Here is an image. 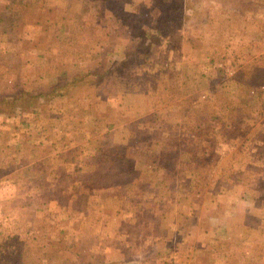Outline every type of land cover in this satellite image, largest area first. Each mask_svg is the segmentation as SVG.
Here are the masks:
<instances>
[{"label": "rangeland", "instance_id": "374dc122", "mask_svg": "<svg viewBox=\"0 0 264 264\" xmlns=\"http://www.w3.org/2000/svg\"><path fill=\"white\" fill-rule=\"evenodd\" d=\"M134 1L44 0L46 10L41 7L29 10L15 9L18 12L25 11L13 27L16 32H20L25 29L24 20L35 24L33 19L39 17L47 20L52 26V13L58 5H62L65 9L64 19L67 21L65 35L67 38L71 37L69 43L68 40H63L65 41L62 47L63 53L78 61L85 57L77 56L83 52L80 50L82 47L86 46L94 50V45L98 44L101 31L95 29L97 20L110 24L111 29L115 30L112 33L116 40L123 36L125 39L128 38L129 44L126 50L128 58L121 65L113 62L100 65L98 72L111 69L119 74H128L133 81L131 85L140 81L138 85L142 89L149 90L145 97L148 106L154 104V108L157 107L159 110L147 114L143 119L145 122H152L154 126L146 127L145 123L143 126L142 120L129 117L127 128H124L121 134L119 130L106 128L108 121L119 120L118 116L112 115V111L106 110L105 103L108 100L97 99L98 104L101 105L99 107H102L98 111L97 105L95 109V105L89 104L92 116H88L87 126L90 127V132L101 140V142L96 141L98 148L100 145L106 147L102 140L104 142L106 140L107 143V139L112 137L120 138L121 135L123 139L126 137L129 143L124 144L121 151H113L112 144L110 150L115 153L127 152V167L133 171L129 170L128 173L109 179L105 183L102 179H98L99 181L95 179V174L98 173L95 171L85 177L90 185L86 191H22L14 200H3L0 208L11 219L0 225V264H78L75 262L80 248L78 236L83 229L90 230L92 227L95 228L93 232L103 233V226L97 227V217L104 215L105 206L112 210L113 214L116 212L120 215L116 198L124 197L129 204L139 202L142 198L147 201L145 204L149 205L148 202L152 200L150 191L154 187L160 191L156 196L158 201L165 203L180 199L187 200L188 195L194 194L197 190L205 191L209 199L216 201L223 197L228 188L229 190L237 188V195L234 198L241 200V211L246 210L250 205L247 201H250L254 208L255 204L256 207L260 204V209L249 213V218L250 215L254 216L256 213L258 215L260 210L264 212L261 208L262 205L264 207L262 192L261 199H257L264 185V20L262 15L264 0H239L238 6H232L231 0H193L188 8V12L191 13L190 19L176 27H171L169 24L161 25L160 18L166 15V8L169 5L171 7L177 5L181 0ZM124 3L127 4L125 11L128 8L137 9L142 13L143 20L125 15L126 12H122ZM107 7L112 8L115 13H121L117 16L119 19L109 16V11L104 15L96 12L97 9L103 10ZM117 23L126 27L115 28L114 24ZM128 25L132 26L130 27L132 32L138 34L137 39L131 38ZM150 25H154L157 29H151ZM160 25L166 35H162L157 43L135 47L136 42H141L148 31L151 35H156ZM16 26L18 29L15 28ZM77 26L80 28H76ZM65 35H61L63 39ZM148 37L147 42H150L151 38ZM132 42L135 44L132 45ZM67 43L71 45L69 49H66ZM86 56L90 60L88 65L90 69L99 65L94 63L96 60H91L100 58L96 52L92 51ZM49 62V71L52 72L51 67L55 66L51 65L52 61ZM63 63L58 65L60 72H65L61 77H72L82 66ZM155 89L158 91H153ZM72 91L71 89L70 93ZM138 99L136 96L129 97L128 104L130 102L136 104L139 102ZM76 100V97H69L65 108H70L69 111H74L81 117L82 114L79 115L73 108H86V104ZM143 103L146 104L145 101ZM13 109L0 111V124H2L0 138L5 143L14 137L12 129L3 125L12 123V115L16 114L19 108ZM210 111L224 117L218 122L220 129L215 134L213 131L210 134L208 129L198 126L201 120H206L204 117L206 115L202 113ZM237 119H242L245 126L232 127V120ZM254 123L255 125L258 123L260 128L256 130L250 128ZM201 135L202 140L199 139ZM152 137L156 138L154 145L143 144L145 138L151 140ZM77 140L80 141V136ZM222 142L224 145L220 144ZM138 145L141 147L139 148ZM13 147L15 146L10 144V148ZM21 150L23 149L20 148L19 151ZM81 150L80 145L72 144L66 154L73 158L83 152ZM149 150L154 153L155 158L156 154L162 152L172 159L178 158L179 161L181 160L180 169L186 167L187 170L185 172L180 170L179 173L174 170L167 177L166 170L178 166L155 163L154 158L152 160L148 155ZM0 163L1 170L6 173L12 172L13 178L23 182L27 180L29 185L38 187L39 178H29L31 168L27 160L5 159L0 160ZM50 164L44 165V168L48 170L53 167ZM65 164L61 165L60 170L62 183L65 184L64 189L70 186L76 177L67 173L66 170L72 167H66ZM153 167V173L151 169V174L144 172ZM32 168L37 170L38 165ZM76 178L80 185L83 176ZM41 183L44 184L42 181ZM102 183H108L106 187L126 186V188L110 193L112 200H109V193L104 192L105 187L101 186ZM230 194L232 193L229 191L228 195ZM192 202L194 203L193 199ZM179 206L176 201L170 214H175ZM192 206L194 207L195 204ZM166 210L164 209L165 215ZM90 218L92 219L88 221ZM111 228L113 230L114 227ZM103 253L104 249L98 254L102 257ZM2 255H5L6 259H1ZM84 257L86 258L82 256Z\"/></svg>", "mask_w": 264, "mask_h": 264}, {"label": "crops", "instance_id": "0c3cea01", "mask_svg": "<svg viewBox=\"0 0 264 264\" xmlns=\"http://www.w3.org/2000/svg\"><path fill=\"white\" fill-rule=\"evenodd\" d=\"M0 1H2L0 2V89L3 88L1 91L5 93L17 96L24 92L29 98L38 93H47L53 83L65 73L64 71L61 73L59 70L60 66L58 65L61 62L72 65L80 64L82 66L80 69L78 68L79 71L83 70L82 68H86L84 70L88 71L90 60L86 55L92 51L100 57L91 59L96 60L94 63L99 66L116 61L123 63L127 61L128 38L125 39L123 36L116 40L112 33L115 30L111 29L110 24L107 25L97 20L95 29L101 31L98 44L94 45V50L86 46L82 47L84 46L82 45L80 50L83 52L77 56H85L84 59L73 60L71 56L65 55L66 53H63L62 49L65 41L68 40L69 43L71 40V37L67 38L65 35L67 21L64 19L65 9L62 5H58L52 13V26L47 20L39 17L33 19L35 24L24 20V31L16 32L11 19L10 0ZM126 5L124 3L122 7L124 10H121L123 13L126 12L125 15L137 17V20L140 21L143 20L142 13L137 9L130 10L128 8L125 11ZM108 11V15L112 17L121 15L108 7L96 10L98 14L103 15ZM262 15L264 20V12ZM114 26L115 28L126 27L120 23L114 24ZM150 26L153 30L157 29L154 25ZM130 27L132 26L128 25L127 29L130 30L131 38L137 39L138 34L132 32ZM76 28H80V26ZM61 35H65L64 39ZM68 43L66 49L71 46ZM49 61H52L51 65L55 66L51 67L52 72L49 71ZM91 70H93L91 75L93 82L90 84H81L70 89L61 88L60 93L63 96L53 100L42 98L40 94L35 98V103H29L26 107L17 109V113L12 115V123L3 124L12 129L14 137L6 143L0 138V160H27L31 168L29 178L38 177L40 182L38 187L31 186L27 180L23 182L18 178H13L12 172L2 171L0 165V207L3 200H14L22 191H86L90 186L89 182L85 180L88 174L95 171L106 172L107 166L102 162L103 155L96 143L101 140L90 132V127L87 126V118L91 115V108L88 105H95V109L97 105V111L102 108L99 107L101 105L98 104L97 99L108 100L109 103H105L106 110L112 111L114 117H119L117 122L108 121L106 123L108 129L111 127L113 130H119L122 134V130L127 128L129 117L142 120L143 126L144 123L146 127L154 126L152 122H145L143 119L147 114L159 109L154 108V104L148 106L145 97L149 90L142 89L138 85L140 81L131 85L133 81L128 74L101 76L104 74L103 72H97L94 67H91ZM95 74L101 77L96 78ZM71 89L73 91L70 93ZM133 96L139 98V104H134V102L128 104L129 97ZM69 97H76L77 102L86 104V108H73L79 115L82 114L81 117L74 111H69L70 108H65ZM85 118L86 121H84ZM81 120L83 122L80 123ZM241 120H232V127L245 126ZM258 123L256 125L254 123L250 128L254 130L260 128ZM79 136L80 141L77 140ZM107 140L112 144L111 149L115 152L121 151L124 144L129 143L126 137L123 139L122 135L120 138L112 137ZM155 142L156 138L152 137L151 140H147L146 144L154 145ZM10 144L16 149H13L15 147L10 148ZM72 144L80 145L83 152L70 158L66 152ZM220 144L224 145V142ZM17 147L23 150L19 151ZM173 159L180 163L178 158ZM49 163L53 167L46 170L44 165ZM63 164L66 167H72L66 170L69 175L83 176L80 185L75 177L74 182L64 189L65 184L62 183L60 173ZM37 165L38 169L33 170L32 167ZM180 168L179 166L173 169L168 168L166 170L167 177L174 170L176 173H179L180 170L183 172L187 170L186 167ZM150 169L153 173L154 167L148 168L144 172L150 173ZM189 180L191 181V179ZM125 188L126 186H109L104 188V192L109 193V200H112L110 196L112 192ZM229 189L221 199L216 201L209 199L205 191L198 192L197 190L194 194H189L187 200H176L180 206L175 214H170V211H173L172 207L175 206L176 201L168 203L158 201L156 196L160 191L157 187L150 191L152 200L148 202L149 205H146L147 201L142 198L139 202H131L132 204L125 201L124 197L116 198V205L121 214H116V212L113 214L112 210L105 206L104 215L97 217V227L103 226V233L93 232L95 228H90V226H88L90 230H82L78 236L80 248L77 251L78 258L75 262L78 264H264V212L260 210L254 219L249 218V213L260 209V204L258 207L255 204L254 208L253 203L247 201L250 205L243 212L241 211V200L234 198L237 195V188ZM228 190L232 194L228 195ZM261 192L264 195V185L257 199H261ZM100 203H104V201H100ZM192 204L195 206L193 207ZM44 206L47 205L44 204ZM114 208L116 209V206ZM261 208L264 210L263 205ZM118 209L116 210L118 211ZM164 209H167L166 215ZM10 219L11 217L2 212L0 208V225ZM111 227H114L113 230ZM102 249H104V253L101 257L98 253ZM82 256H86V258H82Z\"/></svg>", "mask_w": 264, "mask_h": 264}, {"label": "trees", "instance_id": "16d2710c", "mask_svg": "<svg viewBox=\"0 0 264 264\" xmlns=\"http://www.w3.org/2000/svg\"><path fill=\"white\" fill-rule=\"evenodd\" d=\"M192 1L193 0H181V2H179L177 5H173L172 7L169 5L166 8V15L164 14V16L160 18L161 25L169 24L171 27L172 26L176 27V25L183 24V22L190 19L191 13L188 12V8H190ZM9 4H11L10 10L12 13L11 19L13 20V27H14V23H18V19L21 18V13H19V12H25V11H19L18 12L15 9L20 8L21 10H24V9L29 10V9H33V8L36 9V8L41 7V8L46 10L44 0H14V1L10 0ZM231 4H232V6H238L239 0H231ZM161 25L159 26L156 35H151V33L148 31V33H146V35H145V38L143 36V40L141 42H136L137 45L135 47L142 46L143 44H144V46L145 45L151 46L154 42H156V41L158 42L161 39V36L163 35ZM15 28L18 29V26H16ZM148 36H150V38H151L150 42H147V40L149 39ZM134 44L135 43L132 42V45H134ZM134 50L137 51L138 49H134ZM134 50H132V51L135 53L136 51H134ZM115 63H117L118 65L122 64L121 61L113 62V64H115ZM100 67L101 66H99V65L96 66L97 72H98V69ZM92 72H93V70H91L89 68L88 71L87 70L86 71L81 70L78 73L74 74L70 78H68L66 76L60 77V79H57V81L55 83H53V85L51 86L50 90L47 93H38L35 96H31V98L27 97L26 96L27 93H24V92L23 93L21 92L17 96H12L8 93H5V92L3 93V91L0 90V111H3V110L8 109V108H14L13 110H16L17 108L22 109L23 107H26V105L29 103H35V98L39 97L40 94H41L42 98H45L47 100H53L55 98H58L59 96H63V94L60 93L61 88L70 89V88H73V86H78L81 84H90L91 82H93V80L91 79ZM103 73L104 74L101 76H104V75L111 76L113 74H119L117 71H113V70L111 71V69L105 70ZM95 76H96V78L101 77L98 74H95ZM202 114L206 115V116H204L206 118V120H201L199 122L198 126H202V128L208 129L210 134H212V131L215 134V132L220 129V124L218 122H221V119L224 117L221 114H218L216 112L214 113L213 111L212 112L210 111L209 113H202ZM199 139H201V140L203 139L202 135H201V137H199ZM147 140L148 139L145 138L143 140V144L147 145L146 144ZM102 142H103V144H105L106 147H103L102 145H100L99 151L103 155L102 160H103L104 164H106L107 170H106V172L96 173L95 179L96 180L102 179L105 183L109 179H114L116 177H120V176L128 173V171L132 170V169L127 167V163H126L127 155H128L127 152L115 153V152L110 150L111 144L108 143V141L106 143V140H105V142H104V140H102ZM145 145H142V146H145ZM138 146H139V148L141 147L140 145H138ZM142 148L144 149L145 147H142ZM138 151L139 150H136V152H138ZM235 151H237V150H235ZM147 152H148V155L150 156V158L152 160L154 158V162L155 163L158 162V164L176 167V166H179V164L181 163V162L177 163V161L175 159H172L171 156L167 157V154L166 153L164 154L163 152L156 154V158L154 156V153L151 150H149ZM236 154H237V152H235L234 155H236ZM161 161H163V163H161ZM199 183H201V182H199ZM107 185H109V184L108 183L107 184H103V183L101 184V186H103V187L104 186L106 187ZM255 216H256V214L254 216L250 215V218L252 217V219H254ZM2 252L3 251L1 250V253ZM1 259H6V256L2 255ZM80 264H84V263H80Z\"/></svg>", "mask_w": 264, "mask_h": 264}]
</instances>
